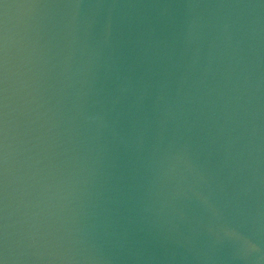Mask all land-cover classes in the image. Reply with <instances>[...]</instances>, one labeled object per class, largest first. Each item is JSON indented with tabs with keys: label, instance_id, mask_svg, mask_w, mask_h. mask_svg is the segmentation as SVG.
Masks as SVG:
<instances>
[{
	"label": "water",
	"instance_id": "95a60500",
	"mask_svg": "<svg viewBox=\"0 0 264 264\" xmlns=\"http://www.w3.org/2000/svg\"><path fill=\"white\" fill-rule=\"evenodd\" d=\"M0 264H264V0H0Z\"/></svg>",
	"mask_w": 264,
	"mask_h": 264
}]
</instances>
